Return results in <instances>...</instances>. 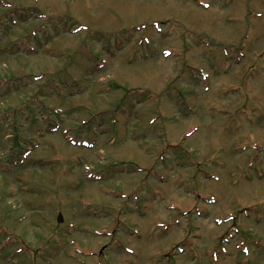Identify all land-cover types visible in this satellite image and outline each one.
I'll list each match as a JSON object with an SVG mask.
<instances>
[{
    "label": "rangeland",
    "instance_id": "1",
    "mask_svg": "<svg viewBox=\"0 0 264 264\" xmlns=\"http://www.w3.org/2000/svg\"><path fill=\"white\" fill-rule=\"evenodd\" d=\"M263 151L264 0H0V264H264Z\"/></svg>",
    "mask_w": 264,
    "mask_h": 264
}]
</instances>
